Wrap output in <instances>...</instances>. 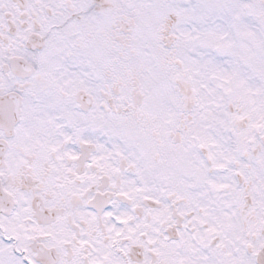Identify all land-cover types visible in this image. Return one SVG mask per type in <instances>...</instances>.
<instances>
[{"label": "snow or ice", "instance_id": "6c2138e0", "mask_svg": "<svg viewBox=\"0 0 264 264\" xmlns=\"http://www.w3.org/2000/svg\"><path fill=\"white\" fill-rule=\"evenodd\" d=\"M0 264H264V0H0Z\"/></svg>", "mask_w": 264, "mask_h": 264}]
</instances>
